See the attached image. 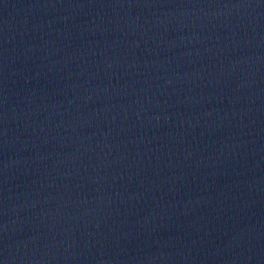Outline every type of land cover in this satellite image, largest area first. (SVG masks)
I'll use <instances>...</instances> for the list:
<instances>
[{"label": "water", "instance_id": "1", "mask_svg": "<svg viewBox=\"0 0 264 264\" xmlns=\"http://www.w3.org/2000/svg\"><path fill=\"white\" fill-rule=\"evenodd\" d=\"M0 264H264V135L0 99Z\"/></svg>", "mask_w": 264, "mask_h": 264}]
</instances>
